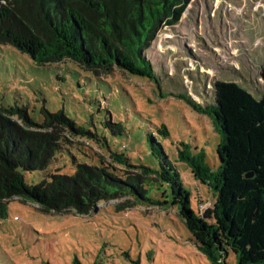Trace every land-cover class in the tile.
<instances>
[{
	"label": "rangeland",
	"instance_id": "obj_1",
	"mask_svg": "<svg viewBox=\"0 0 264 264\" xmlns=\"http://www.w3.org/2000/svg\"><path fill=\"white\" fill-rule=\"evenodd\" d=\"M144 55L157 82L118 68L95 74L71 60L40 65L11 45H0V105L25 107L41 125L38 130L66 144L45 172H23L27 184L49 180L57 171L73 175L78 164L145 181L137 166L162 172L168 161L179 171L195 213L215 202L212 188L195 180L179 159L180 144L186 143L204 152L213 171L220 167V135L211 117L187 99L212 103L217 81L234 82L257 101L262 98L264 0H188L180 21L164 23ZM43 109L63 112L92 136L48 116L46 124ZM163 125L168 135L160 132ZM112 153L124 154L133 165L116 162ZM152 179L144 185L153 202L136 206L132 194L117 192L95 201L86 215L69 207L47 213L13 198L0 220V264H74L75 259L82 264H211L171 191L165 197L167 187ZM227 264H237L234 254Z\"/></svg>",
	"mask_w": 264,
	"mask_h": 264
},
{
	"label": "trees",
	"instance_id": "obj_2",
	"mask_svg": "<svg viewBox=\"0 0 264 264\" xmlns=\"http://www.w3.org/2000/svg\"><path fill=\"white\" fill-rule=\"evenodd\" d=\"M187 2L0 0V45H11L40 65L71 60L95 74L109 75L118 68L157 82L144 52L164 23L174 26L180 21ZM261 76L264 91V67ZM187 101L198 113L211 117L220 135L217 171L207 164L203 151H192L186 143L178 150L195 180L209 185L216 196L203 213L191 208V195L168 161L162 172L137 166L145 181L125 174L120 179L110 169L78 164L73 175L57 171L49 180L27 184L23 172H45L66 144L54 133L38 130L41 125L25 107L0 105V220L6 219L13 198L29 200L43 212L69 207L80 215L88 214L95 201L117 192L132 194L136 206L153 202L144 184L154 178L167 187L165 197L171 191L186 228L211 264H227L231 254L237 264H264V93L257 101L236 83L217 81L212 103ZM42 114L46 124L51 123L48 116L79 135L92 136L63 112L43 109ZM160 132L168 135L165 125ZM112 158L133 165L124 154L112 153ZM74 264L82 263L75 259Z\"/></svg>",
	"mask_w": 264,
	"mask_h": 264
},
{
	"label": "built area",
	"instance_id": "obj_3",
	"mask_svg": "<svg viewBox=\"0 0 264 264\" xmlns=\"http://www.w3.org/2000/svg\"><path fill=\"white\" fill-rule=\"evenodd\" d=\"M203 208V205H201V209ZM208 207H206V209H207ZM203 213V212H202Z\"/></svg>",
	"mask_w": 264,
	"mask_h": 264
},
{
	"label": "water",
	"instance_id": "obj_4",
	"mask_svg": "<svg viewBox=\"0 0 264 264\" xmlns=\"http://www.w3.org/2000/svg\"><path fill=\"white\" fill-rule=\"evenodd\" d=\"M261 79H262V81H263V78H262V76H261Z\"/></svg>",
	"mask_w": 264,
	"mask_h": 264
}]
</instances>
